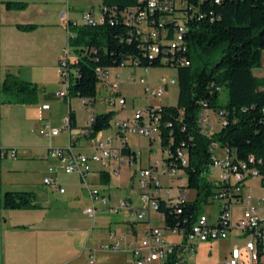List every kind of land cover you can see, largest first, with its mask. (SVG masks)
I'll list each match as a JSON object with an SVG mask.
<instances>
[{
  "label": "trees",
  "instance_id": "1",
  "mask_svg": "<svg viewBox=\"0 0 264 264\" xmlns=\"http://www.w3.org/2000/svg\"><path fill=\"white\" fill-rule=\"evenodd\" d=\"M193 7L165 12L158 9L156 18H165L164 39L174 38L177 24H185L183 47L170 42L175 50L164 58V52L150 56V46L158 40L137 33L134 24L127 23L121 13L124 9L145 7L143 0H100L101 21L95 26L68 23L72 35L69 45L76 61L70 69L68 85L73 95L107 98L108 88L98 67L104 71L122 64L144 67L170 66L177 71L178 99L176 105L161 103L156 112L159 117V138L167 157L166 166L181 168L187 175V188L195 189L192 200L171 203L158 198V211L164 215L167 228L190 227L202 204L218 193L226 184L210 180L208 173L213 158L214 144L228 148L235 162L248 161L252 155L255 164L264 171V78L253 69L262 65L264 51V0H191ZM8 8L17 2L8 0ZM117 6L113 15L108 7ZM185 14V15H182ZM166 19V18H165ZM31 30L37 24H19ZM160 43L163 46L164 43ZM184 59L189 64L182 63ZM73 70V71H71ZM40 86L8 72L2 83L3 101L15 99L20 103L37 100ZM226 92V100L222 99ZM207 108L223 122L213 133H208L200 123V112ZM113 111L95 113L91 136L107 128ZM70 126L76 125L74 109L69 105ZM123 153H134L124 142ZM184 152L187 164L183 165L178 152ZM261 160V162H259ZM250 165H252L250 163ZM5 208H22L35 205L34 194L25 190H7L1 197ZM179 209L181 211H179Z\"/></svg>",
  "mask_w": 264,
  "mask_h": 264
},
{
  "label": "rangeland",
  "instance_id": "2",
  "mask_svg": "<svg viewBox=\"0 0 264 264\" xmlns=\"http://www.w3.org/2000/svg\"><path fill=\"white\" fill-rule=\"evenodd\" d=\"M8 0H0V29L2 30L1 22L7 20L20 19L21 21H30L36 19L37 21L43 20L46 23V28L57 29L64 27L67 31L68 21L72 19L76 24H84L85 18L83 17V11L94 9L97 18H100V0H11L17 2L19 5L14 8H8L6 2ZM69 13V20L63 21L62 13ZM29 23V22H28ZM27 24V23H25ZM16 28L20 29V32L30 33L31 30L22 29L17 25ZM39 26V25H38ZM37 26V27H38ZM36 27V28H37ZM44 29L36 30L33 34L43 32ZM26 31V32H25ZM32 32V31H31ZM32 34V33H31ZM66 44L62 51L68 48L69 45V31L66 33ZM35 48H33L34 51ZM53 50V45L46 43L41 47V51L47 56ZM61 51V53H62ZM60 53V55H61ZM74 54L71 49V55ZM60 58V57H59ZM263 66H264V52H263ZM57 70L53 68H47L45 70L39 69H26L28 73H31L43 79L44 76H55L60 78V63L58 60ZM123 68L131 71L136 78L145 76L150 79L151 82H155L160 76L165 75L167 77H174L176 83L170 84L168 89L165 90L162 97H155L150 99L143 88V86L137 87L133 83H121V78L117 77L115 81H120L119 90L123 91L126 103L121 104L119 100L115 104L101 103L99 100L93 105L84 103L82 97L73 95L71 97L70 104L67 99L59 97L56 93L45 99L43 86L40 85L39 96L35 102L32 103H20L12 100H6L1 106V119H0V146L2 151H9L12 149L17 150L16 156H2L0 155V201L2 195L7 190H24L29 189L32 191H45L46 183H43L44 176L48 173L50 163L54 159L48 157V148L59 145L62 141L67 142L68 127L62 129L61 134L56 136V140L44 133V123L50 124L52 127L58 125L61 128L62 125L58 123L62 118L69 116V105L72 106L74 111L78 115L79 123L84 122L89 113H102L113 111V117L110 125L103 129L102 135L106 138L112 137L113 145L120 147L124 142L125 137L118 134L117 121L130 120L134 117V114L138 110L144 109L150 102L155 105H159L161 102L169 105H176L178 99V82L177 71L174 67L170 66H155L150 67L149 72L143 66H129L126 67L116 66L109 68L108 71L119 70ZM6 69L3 68V79L5 78ZM73 71V70H71ZM122 79H127L124 75H121ZM152 85V84H151ZM61 88H63V82L61 81ZM138 88V89H137ZM137 89V91H136ZM50 90V89H49ZM127 90L132 92L135 96L127 94ZM47 91V90H46ZM137 93V94H135ZM126 94V95H125ZM227 98L226 92H223L222 99L225 101ZM45 99V100H44ZM42 101H47L51 105L49 111H45L42 108ZM72 103V104H71ZM50 117V118H49ZM123 118V119H122ZM119 119V120H117ZM216 120V119H215ZM85 126V124H84ZM81 132L82 129H81ZM86 145V144H84ZM48 147V148H47ZM47 148V151H46ZM136 158L130 159V153H123L121 158L113 159L111 164L105 171L110 173L112 178L110 186L112 188V200L111 202L117 204H111L118 207L120 202L124 199L133 198L132 206L142 207L143 203L141 197H139V178L144 168H148L152 165L156 173L159 174L162 182V197L166 199H172L176 201L181 196V191L186 189V200H192L196 197V190L187 188V175L185 171H169L164 174L166 167L165 158L167 152L162 147L159 136H156L154 141L149 136L141 135L140 143L136 146ZM158 163V167L155 168V164ZM119 171L117 172V170ZM221 173V169L213 168L208 173L210 180L218 179ZM181 176V177H180ZM132 184L134 187H132ZM93 187V186H92ZM245 192H250L253 196V204L259 209V214L264 219V201L261 198L264 196V187L260 176H250L245 180L244 185ZM224 199L218 197H210L208 202L202 204L201 211L209 216L211 222H215L219 217V212L222 209ZM84 205L75 204L72 211L73 217L67 222H64V228H68L67 231L75 234L79 237L76 240L77 252L81 250L82 233L73 231L76 229H86L94 231L93 236H98L100 248H103V240L106 238L108 231L105 227H102L97 219L91 218L87 214H83L82 208ZM100 206L104 205L100 203ZM4 207L0 204V215L4 214ZM110 211L111 209L108 208ZM112 214H117L120 218L126 212L125 208H121L118 211H113ZM2 213V214H1ZM152 216V225L163 227L164 223L159 213L154 209ZM231 213L233 219V227L227 229L228 235L224 238H214L211 240L201 241L196 245V250L190 254V263L193 264H224V262L230 258L231 252L234 246L238 245L240 248H244L248 239L251 237L246 234L244 230L236 227L237 217L242 213V204L233 203L231 205ZM115 216V215H114ZM2 217V216H0ZM113 218V217H111ZM119 218V219H120ZM124 221L132 218L127 212L124 215ZM122 219V218H121ZM3 226V219H0ZM145 220H149V212L146 213ZM115 223V222H114ZM113 223V224H114ZM128 223V222H127ZM126 223V224H127ZM125 225V224H124ZM121 225V226H124ZM143 225V224H139ZM142 228V226H140ZM141 228L139 230H141ZM75 230V229H74ZM139 239L144 237V232L139 231ZM170 238L175 241L181 238L180 235H170ZM104 250V249H103ZM187 256V255H186ZM91 258V257H90ZM98 263V262H97ZM70 264H89V258L86 255L76 257ZM239 264H254L251 259V255L246 251H243V259Z\"/></svg>",
  "mask_w": 264,
  "mask_h": 264
},
{
  "label": "built area",
  "instance_id": "3",
  "mask_svg": "<svg viewBox=\"0 0 264 264\" xmlns=\"http://www.w3.org/2000/svg\"><path fill=\"white\" fill-rule=\"evenodd\" d=\"M146 2L145 7L142 9L130 8L124 9L121 13L124 15V20L127 23L134 24L137 28V33H143L146 37H151L158 42L164 43L163 46L156 42L150 46V56L154 54L164 52L163 57L167 58L175 50H170V42L179 43V49L183 47V32L185 30L184 21L181 19L176 28L174 38L171 40L164 39L165 18H156L158 15V9H165V12L174 11V7L179 9H186L193 7L191 0H143ZM219 2L220 0H216ZM117 6L108 7V13L110 16L115 14ZM185 15V14H182ZM64 20H68L67 13L62 14ZM83 17L85 23L95 26L104 21H99L96 17L94 9L83 11ZM70 21V20H69ZM68 21V22H69ZM69 29V28H68ZM72 35L69 30V37ZM70 45L64 49L60 55V76L63 82V88H61L57 95L62 98H67L68 92V80H70V69L72 63L76 61L75 54L71 55ZM182 63L189 64V60L184 59ZM121 66H127L122 64ZM141 66V65H139ZM144 67V66H143ZM147 70L149 67H145ZM109 70V69H108ZM104 71L102 67H98L97 71L100 73L102 80L105 82L108 88L107 98H98L101 103L115 104L117 100L121 104L126 103V98L120 94L119 81L109 80L108 72ZM131 82L138 80L145 85V91L150 99L155 97H162L165 90L170 84L176 83V79L169 78L167 76L161 77L157 83H148L144 77L136 79L133 75L129 76ZM152 84V85H151ZM91 98H84V103L90 108ZM2 80H1V67H0V119H1V106H2ZM162 103V102H161ZM160 103V104H161ZM159 105H155L150 102L144 109L138 110L134 117L130 120H123L117 122L118 134L126 136L128 134L146 135L151 138L152 141L156 139V129H160L159 117L156 109ZM50 103L46 102L42 104L44 110H49ZM216 119V120H215ZM95 120V113H90L88 121L82 128L84 134H90L91 126ZM200 123L207 130L208 133H213L218 126L223 122H219L217 116L211 114L210 111L205 108L200 112ZM64 127L70 128L69 116L65 120ZM44 133L49 136H55L61 128L52 127L50 124H44ZM112 137H104L101 134H96V151L92 153H86L77 151L74 148L73 139L67 147H50L48 154L50 157L58 159L63 170L66 173L78 172L83 179L84 186L88 189L92 203L90 206L83 209L84 213L88 216L95 218L98 210L100 209L98 203H103L106 207H109L113 211H117L119 207L125 208L130 216L138 220L145 218L146 213L153 212L155 209L164 223V215L158 211V198L162 192V182L159 174L156 173L152 165L148 168H144L139 178V191L142 207L132 206L131 203L124 199L120 202L119 207L112 206L110 204L109 196L97 187H92L88 180L89 175L93 173L94 163H104L106 159L111 156L121 158L122 147H115L113 145ZM213 158L210 164L211 169L219 168L221 173L218 179L214 181L222 182L226 184L224 187L218 188V193L215 197L224 199L222 209L219 212V217L215 222L209 220V216L204 212H199L191 223L190 227H176L167 228L164 224L163 227L150 225L144 231V237L140 240L129 239L126 241L125 247L123 239L124 235L120 237L115 232H110V237L113 239L111 242H106L102 247L106 250H122L126 249L131 253V259L129 264H191L189 262L190 254L196 250V245L201 241L211 240L214 238L227 237V229L233 227V219L231 213V205L233 203L242 204V213L237 217L236 227L245 231L251 237L248 239L244 248H240L238 245L234 246L231 252L230 258H228L224 264H239L243 259V251H246L251 255V259L254 264H264V219L259 214V209L253 204V196L248 191L245 192L244 185L245 180L250 176H260L264 187V171L255 164L256 159L254 156H250L248 161L235 162L233 153L226 147H221L218 144H214ZM2 152V148H0ZM11 154L16 156L17 150L12 149ZM136 152L130 154V159L136 158ZM182 164H187V157L183 152V159H180ZM261 162V160H259ZM250 163L252 165H250ZM158 167V163L155 164V168ZM169 171H183L181 168H169L165 167L164 174ZM181 177V176H180ZM44 183L52 187L59 188L61 191L65 189L59 184L55 177H45ZM186 189L181 191V196L174 201L168 199L171 203L185 201ZM264 201V196L261 198ZM179 211H181L179 209ZM150 214V219H152ZM129 229L127 233L131 232ZM171 234L180 235L179 240L173 241L170 238ZM187 255V256H186ZM90 264H96L95 258L91 256L89 260Z\"/></svg>",
  "mask_w": 264,
  "mask_h": 264
},
{
  "label": "crops",
  "instance_id": "4",
  "mask_svg": "<svg viewBox=\"0 0 264 264\" xmlns=\"http://www.w3.org/2000/svg\"><path fill=\"white\" fill-rule=\"evenodd\" d=\"M68 15L69 13H67V16ZM62 19L64 22L66 21L63 17ZM28 22L37 24V26H39L37 28L31 29L32 32L30 31V33L20 32V29L16 28L15 26L17 24H25ZM46 23L48 22L43 23L42 19L39 21H37L36 19H32L30 21H21L17 18L13 20H7L4 23L1 22L2 30L0 29V67L2 83L5 79H3L2 70L3 68H5V77L8 72H14L24 80L36 82L39 84V86L42 85L43 89L47 90H43L45 99L61 89L60 78L56 79L53 75L44 76L43 79H39V77L34 75V73L31 74L25 70L31 68L32 70H45L47 68H53V70L56 71L58 69L57 65L60 53L67 42L66 33L67 31H69V29H67L66 31V28L64 30V27L60 28L59 31L52 28L47 29ZM40 29H44L43 32L33 34L36 30ZM47 42L53 45V50L49 55L47 54L46 56L44 52L41 51V47ZM33 48H35L34 51ZM146 71L149 72V69H146ZM253 71L258 77L264 78L263 56L262 65L259 67H255ZM124 74L127 79H122L121 75ZM130 75H133L136 78V76L131 71H124L123 68H120L119 70H111L108 72L109 80L111 81H115V79L119 77L121 78V83L123 85H125L126 83H133L137 87L143 86V88L145 89V85L138 80L131 82L129 79ZM163 76L165 75L160 76L159 79L155 82H151L150 79L143 75L139 78L144 77L148 83L153 84L159 82V80ZM120 94H123L122 90H120ZM127 94L135 96L129 90H127ZM38 96L39 93L37 95V98ZM71 100L72 99L70 98V101ZM12 101H15V99H12ZM4 102L5 101H2V105ZM46 102L47 101H42V104ZM75 115L76 125L73 127L70 126V128H68L69 131L67 134V142L64 143V141H62L59 145L56 146L67 147L70 143V140L73 139L74 148L77 151L86 153L95 152L96 135L91 136L90 134H84L83 132H81L84 124H86V122L88 121V116L86 117L84 122L79 123L78 115L76 112ZM67 118L68 117L62 118L58 123L59 125H62L61 131L62 129H64V123ZM54 126L59 127L58 125ZM61 131L57 135H60ZM102 132L103 130L99 131V134L102 135ZM57 135L51 137L56 140ZM140 136L141 135L136 134H128L124 136V142H127L129 144L133 152H136V146L138 143H140ZM124 142L120 147L124 145ZM0 155L13 156L11 154V150L5 152L2 151L0 152ZM48 157L50 158L49 154ZM52 159L54 160L50 163L51 166L48 173L43 178V183L45 177L52 176L56 178V180L65 190L61 191L59 188L52 187L47 184L46 186L48 188H45V191H32L29 189H24L25 191H31L34 194L35 205L16 209L4 207V214L1 213L2 215H0L2 216L0 217V219H3V226L0 220V264H70L76 257L83 255H87L89 260L90 257L93 256L95 258L96 264H129L131 253L128 250L122 249L114 251L100 248L99 245H101L102 243L99 244V238L98 236H93L94 231L92 230L86 232V229H73V231L82 233L83 236V246L81 245V250L77 252L76 240H78L79 237H76L75 234L67 231L68 228H64V222H67L70 218L73 217L72 209L75 204L84 205L82 208V212L85 215L83 209L90 206L92 200L89 195L88 189L83 184L82 176L78 172L66 173L63 170L61 162L58 159ZM113 159H117V157L113 156ZM111 160L112 158H108L104 163H94V171L91 175H89L88 180L91 186L101 189L109 196L110 204H117L111 202L112 188L110 186V181L112 178L110 177V173L108 171H105L107 167L110 166ZM118 171L119 169L117 170V172ZM132 187H134L133 184ZM138 192L139 197H141L140 191ZM128 201L132 204L133 198L129 197ZM98 206L100 209L98 210L94 220L97 222L98 219L100 225L102 227H105L108 231L106 238L103 240L104 243L111 242L113 239L110 237V232H115L119 237L121 235L125 236L122 242L125 247L127 240H140L138 237L139 231L144 232L148 226L152 225V219H150V217L149 220H145V218L142 220H138L131 216L132 218H129L127 223L123 218L124 215L126 216L127 210L126 212H124V215L121 217V219L120 216H117V214H112L113 212H111V210H108L109 207H106L105 205L101 207L100 203H98ZM119 209H121V207H119ZM150 214L153 215L154 213L150 212ZM140 226H142V228ZM140 228L141 230H139ZM129 229H132V231L127 233L126 235L125 233L128 232Z\"/></svg>",
  "mask_w": 264,
  "mask_h": 264
},
{
  "label": "bare ground",
  "instance_id": "5",
  "mask_svg": "<svg viewBox=\"0 0 264 264\" xmlns=\"http://www.w3.org/2000/svg\"><path fill=\"white\" fill-rule=\"evenodd\" d=\"M100 9H101V11L99 14L100 15L99 21H101V18H102V16H101L102 7ZM159 134H160V129H156V136H159ZM178 156H179V158L183 159V153L181 151L178 152Z\"/></svg>",
  "mask_w": 264,
  "mask_h": 264
}]
</instances>
